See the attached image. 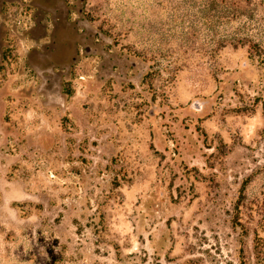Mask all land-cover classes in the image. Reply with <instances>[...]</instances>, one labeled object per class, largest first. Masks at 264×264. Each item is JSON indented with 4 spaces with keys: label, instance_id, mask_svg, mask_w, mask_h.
Masks as SVG:
<instances>
[{
    "label": "rangeland",
    "instance_id": "rangeland-1",
    "mask_svg": "<svg viewBox=\"0 0 264 264\" xmlns=\"http://www.w3.org/2000/svg\"><path fill=\"white\" fill-rule=\"evenodd\" d=\"M262 225L264 0H0V264H258Z\"/></svg>",
    "mask_w": 264,
    "mask_h": 264
},
{
    "label": "trees",
    "instance_id": "trees-1",
    "mask_svg": "<svg viewBox=\"0 0 264 264\" xmlns=\"http://www.w3.org/2000/svg\"><path fill=\"white\" fill-rule=\"evenodd\" d=\"M245 41L246 40H242L241 38H237V39H235V45H237V46L239 44L244 45V44H246ZM251 46H252V48L260 47L259 44H257V43H253ZM259 50L260 49L254 50L255 54H257ZM246 184H247V180L243 182V185H242L241 190H240L239 198H238L236 205H235L233 224L235 226H240L242 228L243 232L245 234H248L249 230H248V228L243 226V222L241 221V218H240L241 217L240 216L241 215V205L245 201L244 190H245ZM262 227H263V225H262ZM253 244H254V252H255L256 258L258 260V264H263L262 261H264V238L259 234V232L257 230L255 231Z\"/></svg>",
    "mask_w": 264,
    "mask_h": 264
}]
</instances>
